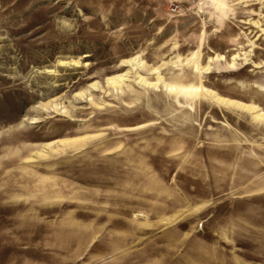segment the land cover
<instances>
[{
  "label": "rangeland",
  "instance_id": "374dc122",
  "mask_svg": "<svg viewBox=\"0 0 264 264\" xmlns=\"http://www.w3.org/2000/svg\"><path fill=\"white\" fill-rule=\"evenodd\" d=\"M0 264H264V0H0Z\"/></svg>",
  "mask_w": 264,
  "mask_h": 264
},
{
  "label": "built area",
  "instance_id": "2783aa9c",
  "mask_svg": "<svg viewBox=\"0 0 264 264\" xmlns=\"http://www.w3.org/2000/svg\"><path fill=\"white\" fill-rule=\"evenodd\" d=\"M170 10L172 11V12H179L180 11V4L179 3H177V2H171L170 3Z\"/></svg>",
  "mask_w": 264,
  "mask_h": 264
},
{
  "label": "bare ground",
  "instance_id": "6f19581e",
  "mask_svg": "<svg viewBox=\"0 0 264 264\" xmlns=\"http://www.w3.org/2000/svg\"><path fill=\"white\" fill-rule=\"evenodd\" d=\"M76 64H77V63H76ZM114 82H115V81H114ZM114 82H113V83H114ZM195 88H196V87H195Z\"/></svg>",
  "mask_w": 264,
  "mask_h": 264
}]
</instances>
